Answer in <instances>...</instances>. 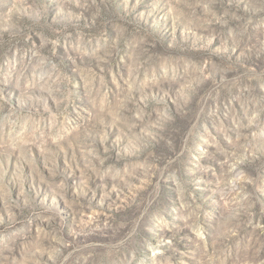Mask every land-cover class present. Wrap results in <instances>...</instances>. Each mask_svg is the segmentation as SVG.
Instances as JSON below:
<instances>
[{
  "label": "rangeland",
  "instance_id": "obj_1",
  "mask_svg": "<svg viewBox=\"0 0 264 264\" xmlns=\"http://www.w3.org/2000/svg\"><path fill=\"white\" fill-rule=\"evenodd\" d=\"M0 264H264V0H0Z\"/></svg>",
  "mask_w": 264,
  "mask_h": 264
}]
</instances>
